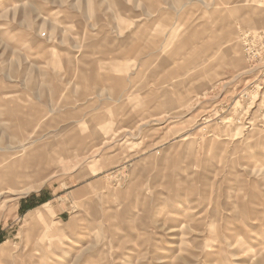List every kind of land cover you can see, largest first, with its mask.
I'll return each instance as SVG.
<instances>
[{"label":"rangeland","instance_id":"374dc122","mask_svg":"<svg viewBox=\"0 0 264 264\" xmlns=\"http://www.w3.org/2000/svg\"><path fill=\"white\" fill-rule=\"evenodd\" d=\"M263 53L264 0H0V264H264Z\"/></svg>","mask_w":264,"mask_h":264},{"label":"bare ground","instance_id":"6f19581e","mask_svg":"<svg viewBox=\"0 0 264 264\" xmlns=\"http://www.w3.org/2000/svg\"><path fill=\"white\" fill-rule=\"evenodd\" d=\"M16 164V163H15ZM15 164L14 163H12L11 165H9L8 167H7V169H6V171H10L11 170V168L12 167H15ZM21 165V164H20ZM37 166H36V169H38L39 168V164L37 163L36 164ZM34 173H36V171L35 170H32V171H21V173L18 175V174H16L15 175V178H16V180L18 179V178H24V180H25V178H27V177H30L32 174H34ZM15 180V179H14ZM12 181V180H11ZM10 181V182H11ZM15 182V181H14ZM8 187H9V185H8ZM11 187V186H10ZM12 188V187H11ZM59 261V260H58Z\"/></svg>","mask_w":264,"mask_h":264},{"label":"built area","instance_id":"2783aa9c","mask_svg":"<svg viewBox=\"0 0 264 264\" xmlns=\"http://www.w3.org/2000/svg\"><path fill=\"white\" fill-rule=\"evenodd\" d=\"M263 55H264V53H263ZM264 59V58H263ZM262 73H263V77H264V67H262ZM263 82L261 83V85H260V87H259V89H262L263 90V92H264V78H263V80H262Z\"/></svg>","mask_w":264,"mask_h":264}]
</instances>
